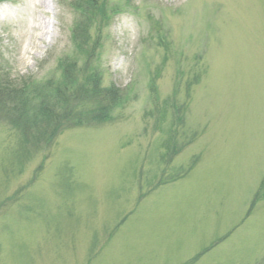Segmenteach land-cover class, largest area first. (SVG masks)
I'll use <instances>...</instances> for the list:
<instances>
[{
  "label": "rangeland",
  "instance_id": "374dc122",
  "mask_svg": "<svg viewBox=\"0 0 264 264\" xmlns=\"http://www.w3.org/2000/svg\"><path fill=\"white\" fill-rule=\"evenodd\" d=\"M77 1L0 0L9 90L89 67ZM97 2L120 102L53 141L0 121V264H264V0Z\"/></svg>",
  "mask_w": 264,
  "mask_h": 264
},
{
  "label": "trees",
  "instance_id": "16d2710c",
  "mask_svg": "<svg viewBox=\"0 0 264 264\" xmlns=\"http://www.w3.org/2000/svg\"><path fill=\"white\" fill-rule=\"evenodd\" d=\"M77 3L82 14L74 31L77 35L74 43L89 67L82 69L78 59L69 57L61 60L65 63L59 65L62 75L59 81L32 80L26 87L11 90L7 81H0V121L7 122L27 138L53 141L65 129L107 123L120 102L121 92L116 85L103 87L101 71L95 64L102 35L101 29L95 32L93 27L97 24L104 28L106 19L116 11L111 12L97 0H78ZM151 89L154 92L155 86ZM84 106L89 107L88 116L76 112ZM83 118L88 121L81 122Z\"/></svg>",
  "mask_w": 264,
  "mask_h": 264
}]
</instances>
